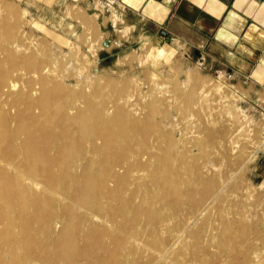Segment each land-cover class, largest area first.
<instances>
[{"label": "bare ground", "instance_id": "6f19581e", "mask_svg": "<svg viewBox=\"0 0 264 264\" xmlns=\"http://www.w3.org/2000/svg\"><path fill=\"white\" fill-rule=\"evenodd\" d=\"M152 48L144 52L154 66L169 60ZM70 49L48 48L0 0V264H264L261 213L248 211L253 192L241 178L251 154L230 156L250 137L240 141L230 123L209 126L217 111L234 117L232 105L215 104L193 69L182 84L162 78L170 97L155 84L134 95L138 77L86 72L68 85L60 67L75 57ZM176 102L208 112L189 146H179L181 126L155 117L156 106ZM201 158L225 160L226 171L209 172Z\"/></svg>", "mask_w": 264, "mask_h": 264}, {"label": "rangeland", "instance_id": "374dc122", "mask_svg": "<svg viewBox=\"0 0 264 264\" xmlns=\"http://www.w3.org/2000/svg\"><path fill=\"white\" fill-rule=\"evenodd\" d=\"M2 1L10 4L16 10L18 15L23 20L24 30L26 32L31 33L35 38L44 41L47 44L48 48L50 47L53 50L59 51L60 54L66 53L69 47L74 50V55L76 58L73 56L70 57V61H69L70 63L69 62L66 63L64 61L61 63V67H60V72L63 73L64 75L63 79L65 83L68 85L75 83V78H76L75 75L84 74L86 72H90L89 74L93 76L94 74H100V75L102 74L105 77H109L115 80H120L124 77H132V78L138 77L139 80L143 79V83L140 80L139 81L140 84L139 83L134 84L135 86L132 87V91H131L132 93H134V95L137 94V92L142 91L140 89H143V91H147L145 89H148L150 86H153L155 84L153 86L154 90H155V86H156V90L159 87H165L167 90L166 89L163 90H165L164 91L165 94L170 97L172 93L171 91L172 89H170L171 83L168 81L165 84V82L161 80H163L164 78L167 79L169 78L170 80L171 78H176V81L179 84H182V82L186 77V70L193 69L195 71L194 73H196L195 75L200 80H202L203 82H208L211 84V86L215 87L212 89V87L210 86L209 92L210 91L211 92L209 93V95L211 94L210 96L214 98L216 97L218 99L220 107L223 106L221 102L224 104L229 103L230 106L232 105L230 108L235 113V115L233 114L235 119L234 117L231 116L230 119L227 120L228 122L227 121L224 122V120H222L223 118L222 114H224V112L221 113L217 111L216 112L217 114L214 113V117L216 116V118H214L215 122L213 121L211 124H209V126L212 127L211 125H213L214 128L213 127L212 128L215 130H217L218 127L220 126L219 128L220 130L218 129V131L220 132L221 130H223V127L226 124L230 123L232 124L231 126L235 125V127L233 126L231 128L233 132H236V130L241 132V134L237 136V137L240 136L239 137L240 141H241V137L242 139H244L245 136L250 137L248 141L251 142H248V144L247 142L245 143L241 142L243 144L242 148L243 149L245 148L244 149L245 152L244 150L243 152H241V154L237 151L231 152L230 156H232V158L239 163L245 157H247L248 154L249 155L251 154V156H249L248 163L245 165V168H243L241 171L242 182H244V184L242 183V185L247 184L246 186H248L250 194L251 192H253V194L250 195V196L253 195V197H249L248 199L249 202L247 201V209L250 212V214H252V217L255 216L254 217L255 219H258L257 216L260 215L261 213L259 217L262 218L263 230H264V191L261 190V186L259 185V178L257 175L258 172L256 170L258 165V152L261 145L264 143V113L260 114L259 112H253L252 104L249 105L251 102L250 101L248 102V100L245 101L246 99L244 98V96L238 94L237 91H235L234 86L230 85L229 82H227L223 77H217L211 75L205 69H201L200 66L197 64L198 63L197 60H195L191 52L189 53L188 55L189 57H188L184 55V53H182L181 51L179 53L176 52L174 53V51L167 50L164 48L169 54L168 55L169 57L167 58V60L168 59L169 60L166 61L164 59H161L159 60L157 66L156 65L154 66L152 60H150L151 58L149 54L144 52V49L147 48L153 47L152 49H155L158 47H162L160 46V44L156 42L155 39H153L154 36L146 33L141 35L139 38V34L135 33L132 34V39L126 42L123 41L124 43H121V41L119 40L117 41L116 39L117 35L114 32H111L109 27L107 26L105 27L106 19L98 16L99 13L96 10H94L92 7H88V4H86L82 0H2ZM68 7L69 9L73 8L79 10L78 15L67 13L68 11L66 12V10H68ZM76 18H78L80 22H78ZM82 20L83 21L87 20V22L91 24L92 30L91 29H89V31L86 30ZM87 31L89 33H87V36L85 37L86 35L85 33ZM82 33H83V37H82ZM152 72L158 78H156V76H152ZM159 78L160 80H158L157 82L160 84H156L157 83L156 80ZM202 78H204V80ZM152 80H154L156 83ZM148 82H150V84ZM216 83L218 84V86ZM136 84H139V86ZM137 88L138 90L136 91ZM214 89L216 90L214 91ZM218 90L221 91L219 92ZM218 96L219 97L222 96L221 97L222 99L218 98ZM217 99L214 102L215 104L217 103ZM253 100L254 98L252 97L251 101ZM169 107L171 109H168ZM156 109L157 112L155 114V117L157 119H161L163 120L164 124L168 123L169 125H171L174 122L175 123V124L173 123V126L175 127L174 130L175 131L181 130L182 134L185 135L182 136L181 134L182 140L179 142V146L181 147L184 145L189 146L192 143L191 140L196 133L194 132L195 131L194 127L197 124H199V122L200 123L203 122L208 117L207 116L208 112L205 110H202L203 112L202 111L200 112V110L198 109V114H199L198 115L195 114L192 110L186 109L184 104L182 103L177 104V102L173 104L172 107L171 106L167 107L165 105L163 106L160 104L156 106ZM222 110L224 111V108H222ZM165 111H167L169 114ZM238 111L241 113H238ZM192 114L194 118L191 116ZM202 114H205L206 117ZM175 115L177 117L176 121L174 119ZM241 115L242 116L245 115L244 117H246L245 120H243V122L241 121L242 120L241 118L244 117H242ZM164 116H167L168 118L167 119L165 118L164 120L163 119ZM186 119L189 121L191 125L188 126L187 124L188 122H186ZM237 119L238 121H236ZM249 120L251 122H249ZM219 121H221V123H219ZM244 121L245 122L247 121L246 124L244 123ZM194 123L195 125H193L192 127V124ZM241 123L243 126L241 125ZM249 123L251 124L250 126H248ZM168 124L167 126H169ZM179 126H181L182 128L180 127L181 129H179ZM184 127L186 130L184 129ZM248 128L249 130H247ZM182 130L183 131L185 130V133ZM246 132L247 135L245 134ZM250 132L251 134H249ZM188 133L190 134L189 135L190 138L188 137ZM185 138L187 140H185ZM182 142H184V145ZM251 144L254 147L251 148L250 147ZM246 149L247 150L251 149V150L246 151ZM244 153L247 155H245ZM238 155H239V159H238ZM205 159L206 158L199 159V163L200 164L203 163L201 165L208 166L207 168L208 170H210L209 172L211 171L214 172V170L215 172H219L218 169H221L220 173L222 172L224 174L227 167V166L225 167L226 165L225 160H224L225 162L222 161L223 164L220 162V165H217L215 167V166H211L212 164L209 165L208 160ZM216 168L218 169L216 170ZM250 205L252 207H250ZM254 207H256L257 210ZM131 258L132 256H130V259ZM135 258L136 256L133 257V259ZM140 258H143L144 262L147 261V263L150 259L149 256L147 257L140 256Z\"/></svg>", "mask_w": 264, "mask_h": 264}, {"label": "crops", "instance_id": "0c3cea01", "mask_svg": "<svg viewBox=\"0 0 264 264\" xmlns=\"http://www.w3.org/2000/svg\"><path fill=\"white\" fill-rule=\"evenodd\" d=\"M82 1L106 19L117 41L148 33L167 50L191 52L201 69L223 77L253 112L264 113V0ZM256 170L264 191V143Z\"/></svg>", "mask_w": 264, "mask_h": 264}, {"label": "water", "instance_id": "95a60500", "mask_svg": "<svg viewBox=\"0 0 264 264\" xmlns=\"http://www.w3.org/2000/svg\"><path fill=\"white\" fill-rule=\"evenodd\" d=\"M159 34L162 35V36H168V33L166 31H164V30H161L159 32Z\"/></svg>", "mask_w": 264, "mask_h": 264}]
</instances>
